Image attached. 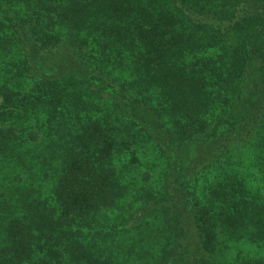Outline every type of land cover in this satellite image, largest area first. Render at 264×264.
<instances>
[{"label":"trees","instance_id":"1","mask_svg":"<svg viewBox=\"0 0 264 264\" xmlns=\"http://www.w3.org/2000/svg\"><path fill=\"white\" fill-rule=\"evenodd\" d=\"M0 264H264V0H0Z\"/></svg>","mask_w":264,"mask_h":264},{"label":"rangeland","instance_id":"2","mask_svg":"<svg viewBox=\"0 0 264 264\" xmlns=\"http://www.w3.org/2000/svg\"><path fill=\"white\" fill-rule=\"evenodd\" d=\"M124 157H122V159H123Z\"/></svg>","mask_w":264,"mask_h":264}]
</instances>
